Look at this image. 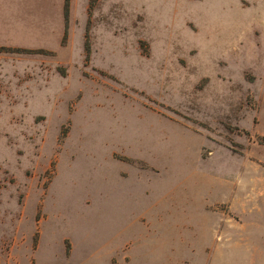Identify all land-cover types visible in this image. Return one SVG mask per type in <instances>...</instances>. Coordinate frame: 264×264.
Masks as SVG:
<instances>
[{"label":"rangeland","instance_id":"obj_1","mask_svg":"<svg viewBox=\"0 0 264 264\" xmlns=\"http://www.w3.org/2000/svg\"><path fill=\"white\" fill-rule=\"evenodd\" d=\"M0 264H264V0H0Z\"/></svg>","mask_w":264,"mask_h":264},{"label":"crops","instance_id":"obj_2","mask_svg":"<svg viewBox=\"0 0 264 264\" xmlns=\"http://www.w3.org/2000/svg\"><path fill=\"white\" fill-rule=\"evenodd\" d=\"M155 146L156 143H155ZM155 146L153 147L152 151H155ZM139 151H142V149L140 148ZM152 158L154 160V162L160 159L156 153H154V155H152ZM135 172V171H134ZM120 174V173H119ZM136 172L134 173V178H136ZM129 180L124 178L123 180H120L117 182V188L114 190L115 192H113L112 194V200L114 201V206L111 204V207L108 208L107 213L109 216L111 217H116L119 219V224L121 223V219L124 220V218H127L131 215V212L133 213L135 210H132V206L131 203L132 201H138V209L143 213V214H147L148 213V209L146 208H142L141 207V200L142 198H144L143 192L146 190H150L151 193L156 194L158 192V189L156 187V184L154 185L151 182V185L149 186V188L146 186L147 183L146 181L143 183L140 180ZM194 179V178H193ZM198 182H201L202 179L197 178ZM127 182V185L124 184V182ZM222 185L227 186L228 182L227 180H223L221 181ZM146 184V185H145ZM153 184V185H152ZM190 184V183H189ZM229 184H236V182L234 183H229ZM119 186L122 187V190H119ZM160 187V186H159ZM148 190V191H149ZM234 191H236V189H234ZM150 211V210H149Z\"/></svg>","mask_w":264,"mask_h":264}]
</instances>
